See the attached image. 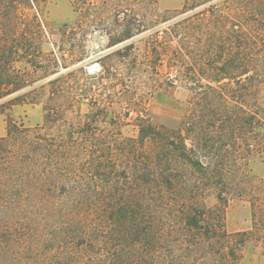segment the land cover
<instances>
[{
    "label": "trees",
    "instance_id": "obj_1",
    "mask_svg": "<svg viewBox=\"0 0 264 264\" xmlns=\"http://www.w3.org/2000/svg\"><path fill=\"white\" fill-rule=\"evenodd\" d=\"M116 2L121 15L111 47H122L116 54L127 57L135 39L147 35L152 71L165 63L174 71L165 78L167 90L177 83L189 89L187 114L176 130L137 119L138 142L152 145L142 157L145 170L136 175L146 184L142 193L110 187L117 166L111 169L110 145L98 129L83 125L79 139L65 141L64 125L55 132L51 122L34 128L10 123L0 138V251L62 256L56 264H238L247 234L228 235L216 208L182 203L161 216L152 202L181 181L180 165L213 182L212 166L229 150L212 144L211 129L220 142L255 129L264 156V13L223 15L209 7L155 24L140 5ZM21 50L13 41L0 44V102L22 101L34 84L16 69L21 57L34 61ZM132 147L136 159L140 153Z\"/></svg>",
    "mask_w": 264,
    "mask_h": 264
},
{
    "label": "rangeland",
    "instance_id": "obj_2",
    "mask_svg": "<svg viewBox=\"0 0 264 264\" xmlns=\"http://www.w3.org/2000/svg\"><path fill=\"white\" fill-rule=\"evenodd\" d=\"M126 1L130 6L140 5L141 13L153 18L155 24L209 7L223 15L264 13L259 0ZM120 11L116 0H0V44L13 41L23 49L21 55L34 60L18 59L16 69L27 83L34 84L23 92L29 95L22 101L0 102V138L6 136L10 123L30 128L53 123L55 132L64 125L60 130L65 141L76 140L78 130L88 124L110 145L114 165L110 167L117 166L118 173L110 177V187L142 193L146 184L136 175L145 170L142 157L152 145L138 142L137 119L157 129L176 130L187 114L191 93L179 83L167 90L165 78H173L174 71L165 63L155 64L152 71L145 46L147 35L135 39V50L129 56L116 54L122 47H111V39L119 33L115 21ZM259 29L264 33V26ZM69 125L73 126L70 134ZM209 131L212 144L229 150L212 166L213 182H203L200 175L180 165L184 171L181 181L164 192L162 201L158 198L152 204L159 206L161 216L164 209L182 203L216 208L228 235L247 234L238 264H264V156L258 154L257 131L251 128L247 136L225 137L223 142L217 139L216 129ZM134 144L140 153L136 159L131 156ZM196 184L198 188H193ZM219 195L224 202L219 203ZM58 259L63 257L0 251V264H56Z\"/></svg>",
    "mask_w": 264,
    "mask_h": 264
}]
</instances>
